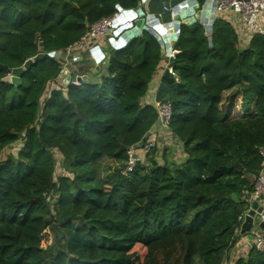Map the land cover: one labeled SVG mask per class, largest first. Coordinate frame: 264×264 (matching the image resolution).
Listing matches in <instances>:
<instances>
[{"label":"trees","instance_id":"obj_1","mask_svg":"<svg viewBox=\"0 0 264 264\" xmlns=\"http://www.w3.org/2000/svg\"><path fill=\"white\" fill-rule=\"evenodd\" d=\"M139 2L0 0V264H222L243 237L264 163V37L240 47L221 19L210 34L180 25L173 75L164 73L155 92L170 104L179 164H157L153 149L149 167L121 175L127 149L158 120L140 102L164 53L145 31L108 50L99 82L44 97L62 68L50 54ZM39 53L18 86L3 82ZM233 264H264V252L250 246Z\"/></svg>","mask_w":264,"mask_h":264},{"label":"built area","instance_id":"obj_2","mask_svg":"<svg viewBox=\"0 0 264 264\" xmlns=\"http://www.w3.org/2000/svg\"><path fill=\"white\" fill-rule=\"evenodd\" d=\"M119 16L120 14L116 13L111 17L103 18L100 21L90 25L87 28L85 35L78 42L67 47L61 53H53L52 57L62 64V68L58 78L48 84L46 90L48 95L52 91H65L69 86L80 85L73 73L69 71V67L67 66L66 68L62 61H66V59L70 56L72 57L73 53L79 54L84 49H91L92 47L89 48L87 46H90L93 40L106 36L109 31L113 30V28L117 29L121 27L120 23L118 22ZM213 17L215 19H222L229 22V25L232 27L235 33L238 34V40H241L240 38H242L246 42V46L255 35L264 37V0H217L215 1ZM172 40H176V38H173ZM125 44L126 43L123 42L122 44L119 43L118 45L119 47H124ZM97 49H99V53L97 52ZM168 49L169 50H167L168 54H166V58H174L176 51L170 46ZM100 52V48L98 47L90 50L89 53H91V59H93L94 56V59L97 57L99 60V56H101ZM168 70L171 72L170 68ZM48 95L46 94L44 97H48ZM154 106L158 117V120L154 126L160 122L161 124L165 125L167 129H169V122L171 118L170 104L154 102ZM151 135L152 131L149 130L142 143L136 144L127 149L126 152L128 161L126 167L121 172V175L126 176L127 174L134 171L136 166L141 162L140 156H146L148 152L155 148L156 145L154 140H152V142L150 139ZM259 155L264 159V148L259 150ZM263 168L264 163L262 164V170L255 179L253 191L249 196V203L252 201H264ZM244 215L241 217V223L243 221ZM253 228L250 231L252 236V239L250 240L251 247L260 252H264V238L261 237Z\"/></svg>","mask_w":264,"mask_h":264},{"label":"water","instance_id":"obj_3","mask_svg":"<svg viewBox=\"0 0 264 264\" xmlns=\"http://www.w3.org/2000/svg\"><path fill=\"white\" fill-rule=\"evenodd\" d=\"M9 2L11 0H3ZM155 2L162 5L166 12L170 13V22H164L159 19L155 14L150 13L149 3ZM143 10L132 11V10H119L118 22L125 25L122 30L126 31L123 34V39L128 40L127 37H136L140 35L143 31L149 33L153 36L160 46L162 47V52L165 43H167L169 38V32L172 31L171 37H177L179 32V25H192L195 23L201 24L207 33H211L213 25V13L215 8V2L213 0H205L203 5H199L197 0H145ZM127 17L126 20L124 18ZM121 26V25H120ZM209 43H211V38H208ZM169 45L166 44L168 48ZM41 47V46H40ZM42 49L40 48V51ZM99 53V49H97ZM176 54V53H175ZM174 54V56H175ZM53 54H50L52 57ZM44 55L39 53L31 59H28L24 64L11 71L10 75H7L3 82L10 83L14 86L20 84V78L22 74L29 70L30 67L42 59ZM173 65V58L170 59L169 67ZM74 77L77 79L79 84L86 80L85 77L77 76L76 72L73 73ZM165 75H169L165 72ZM264 218V201L260 204L257 201H252L250 204L249 211L244 215L243 221L240 225L239 234L241 236H246L248 240H251V235H249L251 229L254 225H257L259 229L264 230V222L261 218Z\"/></svg>","mask_w":264,"mask_h":264},{"label":"crops","instance_id":"obj_4","mask_svg":"<svg viewBox=\"0 0 264 264\" xmlns=\"http://www.w3.org/2000/svg\"><path fill=\"white\" fill-rule=\"evenodd\" d=\"M215 1H217V0H213V2H215ZM144 2H145V0H140V4H139V7L137 8V10L136 11H138V10H143V6H144ZM154 3L155 2H150L149 3V8L150 7H152V5H154ZM158 4V3H157ZM157 4H155V5H157ZM159 7H160V9H161V11L163 10V11H167V10H164L163 9V7H162V5H158ZM157 6V7H158ZM158 7V8H159ZM150 13H153L152 11H151V9H150ZM167 13H169V12H167ZM153 14H155L157 17H159V19H162V17L160 16V14L161 13H159V12H156V13H153ZM169 15H170V13H169ZM166 19V18H165ZM164 19V17H163V19L162 20H165ZM171 20V19H170ZM222 20V19H221ZM224 22H226V23H228L229 24V22H227V21H225V20H223ZM165 21H163V23H164ZM170 22V21H169ZM201 25V24H200ZM179 27H180V25H179ZM204 28V27H203ZM232 28V27H231ZM121 30L122 29H115L113 32H114V34L107 40V39H104V40H102L101 42H96L95 43V45H92V42H91V44H90V47H92L91 49H89V50H87V51H89L90 52V50H92L93 49V47H97V46H100V54H101V58L100 59H102L101 60V62L100 63H102L101 65H98V66H105V60H106V58H105V55L103 54L104 52L106 53L108 50H111V49H117V47H119V45L117 44L121 39H122V35L124 34V32H121ZM205 30V29H204ZM122 31H124V30H122ZM171 33H172V31L171 32H169V34L171 35ZM169 35V38H168V41H167V43H165V45H164V48H163V53H164V58H163V60L161 61V64H160V66H159V69H158V71H157V73H156V75H155V78H154V80L150 83V85H149V92H148V94H147V96L142 100V102H143V104H145V105H153V104H151V103H153V99L155 98V91L157 90V88H158V85H159V81H160V77L164 74V72L166 71V68H167V61H166V51L167 50H169L168 48H169V46L171 47L172 46V44H173V40H172V37ZM139 36V35H138ZM236 36H237V39H239V36H238V34L236 33ZM134 38V37H133ZM241 40H238V45L240 46V47H246V42L242 39V38H240ZM115 41V42H113V41ZM123 42H125V41H123ZM166 44L167 45H169L168 46V48L166 47ZM87 47H89V46H87ZM88 52V53H89ZM87 53V52H86ZM85 53H82V52H80L79 54H77L78 56L76 57V56H70L69 57V60H70V64H71V66H72V68L74 69H72L71 67H69L70 69V72H72V73H74V72H76V74H77V76H79V77H85L86 78V80H84V81H87V82H98V79L96 78L97 77V75L99 74H101V72L103 71L102 69H99V71L97 70V68H96V66H97V64L95 63V61L94 60H92L91 58H89L88 56H86V54L84 55ZM97 66V67H98ZM89 67H90V70H91V67H93L92 68V71H90V73L89 74H85V70L86 69H89ZM95 69V70H94ZM98 71V72H97ZM156 88V89H155ZM154 89V90H153ZM152 91H154L153 92V98H152V96L150 95V92H152ZM238 101H239V107H238V110L236 111V115L238 114V112H240L241 111V104H240V99H238ZM263 174H264V168H263ZM260 204L262 203V202H259ZM264 231V230H263ZM261 233V232H260ZM245 238V239H244ZM250 246H251V243H250V241L248 240V238L246 237V236H244V237H242V238H240L239 239V241L236 243V245H235V247L231 250V251H233L236 247V249L235 250H237V252H238V254L240 255V256H238V257H241V256H245V254H247V252H248V250L250 249Z\"/></svg>","mask_w":264,"mask_h":264},{"label":"rangeland","instance_id":"obj_5","mask_svg":"<svg viewBox=\"0 0 264 264\" xmlns=\"http://www.w3.org/2000/svg\"><path fill=\"white\" fill-rule=\"evenodd\" d=\"M121 25V28H124L125 27V25H122V24H120ZM115 29L113 28V30H111V31H109L108 32V34L106 35V36H103V37H99L98 39H96V40H93L92 41V45H95V43L96 42H101L102 40H104V39H109L113 34H114V31ZM119 30V29H118ZM125 32V31H124ZM98 48H100V46H97ZM89 48H91L90 46H89ZM95 47H93V49H94ZM92 49V50H93ZM88 49H84L83 51H81L82 53H85L86 54V56H88L89 58H92L91 57V53H88L89 51H87ZM87 52V53H86ZM84 54V55H85ZM104 55H105V58H106V60H107V54H108V51L105 53H103ZM166 54H168V53H166ZM72 56H78L77 55V53H73L72 54ZM101 57L99 56V60L97 59V57H95V59H94V56H93V59L92 60H94L95 61V63L97 64V66L98 65H101L102 63H100L101 62V60L102 59H100ZM170 59H172V58H169V60ZM106 60H105V63H106ZM166 61H167V67L169 66V64H170V61L168 62V59H166ZM64 64H65V67L67 68V66H69V67H71L72 68V66H71V64H70V60H69V58H67L66 59V61H62ZM69 63V64H68ZM96 66V68H97V70L99 71V69H104V67L105 66H98L97 67ZM92 68L93 67H91V70H90V67H89V69H86L84 72H85V74L87 75V74H89L90 73V71H92ZM70 69V68H69ZM73 69V68H72ZM74 70V69H73ZM95 70V69H94ZM70 71V70H69ZM97 71V72H98ZM100 77H101V74L99 75H97V79H100ZM99 82V81H98ZM156 89V88H155ZM154 90V89H153ZM153 92L154 91H152V92H150V95L152 96V98H153ZM48 95V93H45V95ZM228 93H225L224 95H223V98H225V96L227 95ZM47 98V97H46ZM154 102H156L155 101V98L153 99V103H151V104H153V106H154ZM140 104L141 105H145V104H143V102H142V100H141V102H140ZM240 105H239V101L237 100V102H236V104H235V107H234V110L235 111H233V114L235 113L236 114V111L238 110V107H239ZM154 109H155V106H154ZM156 110V109H155ZM233 114H232V116H231V118H234L233 117ZM151 131H152V135H151V137H150V139H151V141L152 140H154V142H155V153H154V157H153V159H154V161L155 162H157V164H159V165H162V164H164V158L165 159H167L168 161H174V162H176L177 164H179L181 161H180V159L179 158H181L183 155V148H182V143L177 139V138H175L173 135H172V133L170 132V130L169 129H167V127L165 126V125H163V124H161L160 122L158 123V124H156L152 129H151ZM153 142V141H152ZM17 147H16V149L15 150H12V152H16L17 151ZM153 150V149H152ZM168 152V153H167ZM164 154H166V155H164ZM12 155V154H11ZM164 155V156H163ZM140 160H141V162L139 163V165H141V166H147V167H149L150 165V159L148 158V155H146V156H143V155H141L140 156ZM257 202H259V201H257ZM250 204L251 203H249V207H248V210L244 213V214H246L248 211H249V209H250ZM261 220L263 221L264 220V218L262 217L261 218ZM260 230V229H259ZM257 233H259V232H257ZM249 234H251V233H249ZM47 235H45V237L44 238H46V240H47ZM244 237V236H243ZM245 239V238H244ZM237 248V247H236ZM235 248V249H236ZM233 250V251H231L230 252V254L228 255V259H226V260H223V263L222 264H233V262L236 260V259H238V256H240L239 254H238V252H237V250ZM258 251V250H257ZM141 252V251H140ZM258 252H260V251H258ZM194 264H202L201 263V261L199 260V259H195V261H194Z\"/></svg>","mask_w":264,"mask_h":264},{"label":"clouds","instance_id":"obj_6","mask_svg":"<svg viewBox=\"0 0 264 264\" xmlns=\"http://www.w3.org/2000/svg\"><path fill=\"white\" fill-rule=\"evenodd\" d=\"M133 11H134V10H133ZM118 13H119V11H118ZM213 19L215 20L214 17H213ZM214 20H213V22H214ZM117 29H122V28L119 27V28H117ZM121 32H124V31L121 30ZM125 33H126V31L124 32V34H125ZM178 33H179V32H178ZM206 33H207V32H206ZM177 37H178V34H177ZM177 37H176V40H177ZM127 38H129V39H128V40L123 39V35H122V39H121L117 44H119V43L122 44L123 41H125V43H128V41H129L130 39H132L131 37H127ZM173 38H175V37H173ZM173 38H172V39H173ZM176 40H173V41L175 42ZM174 42H173V43H174ZM120 48H123V47H117V49H120ZM171 48H172V46H171ZM172 49H173V48H172ZM166 53H167V51H166ZM176 54H177V52H176ZM176 54H175V55H176ZM174 57H175V56H174ZM166 59H167V58H166ZM173 59H174V58H173ZM169 61H170V60L168 59V62H169ZM169 68L171 69V67L168 66V67L166 68V71L168 72L169 75H173L172 70H171V72H169V70H168ZM166 71H165V72H166ZM165 72H164V73H165ZM155 92H156V91H155ZM156 102H157V101H156ZM263 222H264V221H263ZM255 226L257 227V225H255ZM260 231H262V230H260ZM249 235H251V234H249ZM251 237H252V236H251ZM251 239H252V238H251ZM249 241H250V240H249Z\"/></svg>","mask_w":264,"mask_h":264},{"label":"bare ground","instance_id":"obj_7","mask_svg":"<svg viewBox=\"0 0 264 264\" xmlns=\"http://www.w3.org/2000/svg\"><path fill=\"white\" fill-rule=\"evenodd\" d=\"M126 19H127V17L124 18V20H126Z\"/></svg>","mask_w":264,"mask_h":264}]
</instances>
